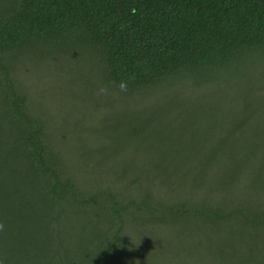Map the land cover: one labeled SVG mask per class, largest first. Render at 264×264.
Instances as JSON below:
<instances>
[{
  "label": "trees",
  "instance_id": "1",
  "mask_svg": "<svg viewBox=\"0 0 264 264\" xmlns=\"http://www.w3.org/2000/svg\"><path fill=\"white\" fill-rule=\"evenodd\" d=\"M0 224L2 264H264V0H0Z\"/></svg>",
  "mask_w": 264,
  "mask_h": 264
},
{
  "label": "clouds",
  "instance_id": "2",
  "mask_svg": "<svg viewBox=\"0 0 264 264\" xmlns=\"http://www.w3.org/2000/svg\"><path fill=\"white\" fill-rule=\"evenodd\" d=\"M127 83H128L127 81H121L120 82L119 87H120L121 91H127ZM100 93L104 94V95H107L108 89L106 87H103V88L100 89ZM2 227H3V225L0 224V228H2ZM0 264H2V262H0Z\"/></svg>",
  "mask_w": 264,
  "mask_h": 264
}]
</instances>
